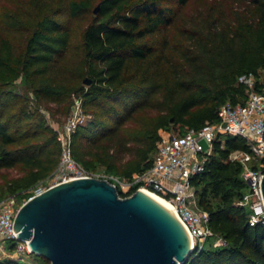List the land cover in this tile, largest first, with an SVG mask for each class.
Here are the masks:
<instances>
[{"label": "trees", "instance_id": "1", "mask_svg": "<svg viewBox=\"0 0 264 264\" xmlns=\"http://www.w3.org/2000/svg\"><path fill=\"white\" fill-rule=\"evenodd\" d=\"M188 1L16 0L12 16L0 19V168L20 166L29 186L59 160L57 131L9 87L19 76L40 102L70 104L80 95L91 116L72 133L74 158L125 176L150 166L160 127H199L218 120L220 103L243 101L238 75L264 69V0H227V9L213 0L191 13L182 10ZM146 108L155 114L139 132H120ZM246 147L243 136L218 133L203 170L192 176L210 228L226 243L197 247L184 264H264V223L250 224L248 206L235 202L247 184L229 152ZM31 254L42 259L35 264H49ZM0 264L27 263L5 257Z\"/></svg>", "mask_w": 264, "mask_h": 264}, {"label": "built area", "instance_id": "2", "mask_svg": "<svg viewBox=\"0 0 264 264\" xmlns=\"http://www.w3.org/2000/svg\"><path fill=\"white\" fill-rule=\"evenodd\" d=\"M237 79L245 87L243 101L220 103L217 108L218 120L206 121L199 127H186L182 132H168L160 127L150 166L121 180L126 191L144 187L167 198L176 217L184 224L194 249L201 248L213 231L208 224V211L198 204L191 178L203 170L212 141L218 133L239 134L245 138L246 148H234L229 152L231 159L241 162V176L247 184L235 202L248 206L250 224L264 223L261 189L264 175V78L246 71L239 74ZM87 115L82 97L74 96L68 114L57 129L60 155L55 169L48 176L46 187L71 178L92 175L74 158L71 148L72 133L78 125L86 122ZM44 188H38L35 193ZM21 203L14 194L0 198V258L23 259L32 253L29 239L19 238L13 227ZM224 243L226 240L219 236L216 244Z\"/></svg>", "mask_w": 264, "mask_h": 264}, {"label": "water", "instance_id": "3", "mask_svg": "<svg viewBox=\"0 0 264 264\" xmlns=\"http://www.w3.org/2000/svg\"><path fill=\"white\" fill-rule=\"evenodd\" d=\"M261 189L264 198V175ZM13 227L49 264H184L194 250L173 212L140 188L121 195L114 183L93 175L27 197Z\"/></svg>", "mask_w": 264, "mask_h": 264}, {"label": "rangeland", "instance_id": "4", "mask_svg": "<svg viewBox=\"0 0 264 264\" xmlns=\"http://www.w3.org/2000/svg\"><path fill=\"white\" fill-rule=\"evenodd\" d=\"M213 0H189L188 3L182 8L185 12H197L199 10H206L209 4H212ZM223 7L225 9L228 8L229 2L227 0H223ZM15 3L16 0H0V19L7 20L12 16L15 11ZM96 6V3L93 5L91 12L93 13V8ZM91 13L87 14L86 17H89ZM87 19L83 18L80 20V24L85 22ZM74 24L78 25V20H74ZM258 76L260 78H264V69H259ZM86 84V83H85ZM9 87L16 92L15 94H20L23 96H27L28 101L32 108H39L43 111L47 123L52 126L56 131L60 128L64 118L69 112L70 104L65 103H56V102H43L37 101L32 95L30 85L24 80L22 76H19L15 79ZM199 107H195L193 110L198 109ZM88 113V112H87ZM155 114V110L153 108H146L138 112L133 118L126 120L120 127V132H124L125 136L131 137L134 136L137 132L140 131L142 127V123L148 120V118ZM90 113L87 115V120L90 118ZM86 120V122H87ZM163 128L165 131L172 132L176 131L177 127L172 121ZM204 146H207V143L203 141ZM128 155L123 157V160L127 159ZM93 176L103 177L111 181L115 184L118 192H124L126 189L122 187L121 180L124 179L125 175L122 174L119 170L117 172L110 171L104 165L99 164L97 162L94 163V166L91 168H87ZM23 169L20 166H12V167H3L0 168V198H5L9 195L14 194L19 202H23L26 197L22 195L24 192H30L31 194L35 193L38 188H44L49 183V177L38 180L34 184L29 186H23L22 176ZM220 235L212 233V235L208 236L202 244V247H213L216 246L217 238ZM27 264H35L36 262H42V259L39 257H33V254H29L25 258L21 259Z\"/></svg>", "mask_w": 264, "mask_h": 264}, {"label": "bare ground", "instance_id": "5", "mask_svg": "<svg viewBox=\"0 0 264 264\" xmlns=\"http://www.w3.org/2000/svg\"><path fill=\"white\" fill-rule=\"evenodd\" d=\"M143 192H145L146 194H148L149 196H151L153 199H155L158 203H160L162 206H164L165 208H167L169 211L173 212L172 210V206L169 202V200L167 198H165L164 196H162L161 194L150 190L148 188H140ZM173 214L175 215V213L173 212ZM176 216V215H175ZM178 218V217H177ZM179 220V219H178ZM181 222V221H180ZM182 223V222H181ZM182 225L184 226V224L182 223ZM185 227V226H184Z\"/></svg>", "mask_w": 264, "mask_h": 264}]
</instances>
